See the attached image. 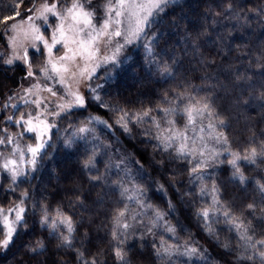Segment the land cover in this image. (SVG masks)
<instances>
[{
	"label": "trees",
	"instance_id": "16d2710c",
	"mask_svg": "<svg viewBox=\"0 0 264 264\" xmlns=\"http://www.w3.org/2000/svg\"><path fill=\"white\" fill-rule=\"evenodd\" d=\"M40 1L35 0L36 5ZM16 2L0 0V20L14 15ZM93 3L99 5L100 0H93ZM180 3L182 7L170 10L168 14V19H174L176 23L169 24L166 20L157 32L159 43L154 47V57L149 56L139 44L129 46L119 59L122 63L115 67L112 64L105 66L93 78L92 88L96 91L87 92L86 107L74 108L59 119L51 135L50 143L54 147L49 157L43 160L40 171L32 174L36 179L24 182L21 178L13 193L7 190L11 181L6 174L0 173V207L12 206L24 191L30 194L25 206L31 236H24L21 243L43 239L54 249L55 241L50 242L47 232L38 226V222L42 206L46 207L49 216L57 214L59 209L72 218L78 239L84 241L86 255L100 253L101 264H120L114 254L116 241L112 231L115 228L114 217L127 206L129 215L125 222L133 223L134 228L128 230L122 247L127 251L131 264H200L196 257L189 259L173 255L171 260H160L155 254V250L164 245H180L183 252L184 244L204 252L211 264H237L235 252L220 247L219 242L207 233L204 222L197 218L201 208L211 205V195L202 196L201 187L217 185L221 189V199L232 213L259 228L260 208L264 203L256 191L255 182L264 183V163L259 159L256 165L243 160L239 163L247 177L244 184L233 179V169L228 163L211 166L201 183L200 179H195L197 174L190 173L194 161L182 160L169 164L166 170L159 168L156 161L161 156L153 149L157 141L142 134L146 128L155 133L147 117L139 126L130 124L133 128L131 136L116 124L119 113L115 110L120 108L129 112L153 109L152 116L163 120L165 117L160 109L170 107L167 101H173L177 93H183L197 98L209 97L214 102L220 118L225 120L226 126L220 129L228 137L231 151L244 156L252 147L259 149L260 142L264 141V100L259 98L264 92V13L258 15L256 11L264 8V0H180ZM229 3L233 5L232 12L227 9ZM31 4L32 0H23L18 9L20 16L27 14L26 9ZM11 21L0 23V52L6 55L9 47L3 33ZM40 62H43V57H40ZM165 65L169 66L171 74L163 70ZM237 74L249 79L237 81ZM23 77L20 68L0 72V128L8 127L12 133L22 129L6 123V115L13 114L14 110L4 109L3 105L8 102L7 97L25 83ZM97 94L106 107L93 100ZM238 99L248 103L238 104ZM90 116L106 120L112 125L111 129L89 122ZM175 117L176 125L183 126L185 117ZM80 127H88L92 131L79 133ZM65 138L74 140L71 148L65 147ZM92 150L96 152V169L85 170L83 162ZM121 157L131 176L135 177L134 182L146 190L145 202L166 213L165 220L175 227V233L166 232L162 226L147 232L145 226L153 217L150 209L136 221L131 220L132 214L142 210L134 202L121 197L112 183L117 181L124 182L129 188L133 186V181L123 170L124 165L119 168L113 166L120 163ZM90 175H102L105 182H90ZM172 176L175 177L172 182L175 188L191 193L190 196L183 200L180 198L170 186L168 178ZM160 183L165 185L166 195L157 190ZM74 189H79L84 207L77 201ZM168 199L176 205L174 213L168 208ZM249 203L257 204L254 214L257 219H253V214L247 209ZM214 227L220 241L231 242L233 248L236 247V235L227 230L223 218ZM15 251L9 252L7 258H0V264H16L13 258ZM74 256V252H64L58 258L63 259L64 264H76ZM239 264L251 262L241 261Z\"/></svg>",
	"mask_w": 264,
	"mask_h": 264
},
{
	"label": "snow or ice",
	"instance_id": "6c2138e0",
	"mask_svg": "<svg viewBox=\"0 0 264 264\" xmlns=\"http://www.w3.org/2000/svg\"><path fill=\"white\" fill-rule=\"evenodd\" d=\"M22 3L23 0H17L13 9L14 15L3 17L0 23L7 24L9 20L20 17L18 9ZM97 7L101 11L99 17H97ZM178 7H182L180 0H100L99 5L94 4L93 0H51V3L49 0H44V3L39 6L36 5L35 0H32L31 6L26 9L27 15L9 25L3 33L11 49L10 54L0 52V66H2L0 72L15 71L16 68H20L24 73L23 79L30 81L29 86L22 89L23 95L19 91L16 92L22 104L11 103L15 96H8V102L3 105L4 109L14 110L13 114L6 115V123L22 129L12 133L8 127L0 128V173L6 174L11 181L8 184V191L14 193L18 187L17 182L21 178L24 182L36 179V176L32 174L40 171L43 160L49 157L54 147L50 141L52 129L57 128L55 119L62 114L70 113L73 108L86 107V97L78 88L74 89L73 84H78L85 77L91 80L96 68L101 64H112L115 67L122 63L123 61L117 58L127 46L139 44L149 56L154 57V47L159 43L157 32L161 30L166 20L169 24L176 23L174 19H168V14L170 10L174 11ZM227 9L232 12L233 5L229 3ZM256 11L259 15L264 13V8ZM23 25L28 26L26 30H23L25 39L29 41L28 46L17 43ZM29 47L32 51L31 56ZM18 48L22 51H18ZM40 57L44 58L42 63ZM209 63L215 62L209 61ZM163 70L171 74L169 66L165 65ZM41 79L44 81L43 84ZM235 79L246 81L249 77L237 74ZM48 82L54 83L49 86ZM57 84L62 94L54 90ZM89 90L92 93L96 91L91 87ZM42 93L49 95L43 96ZM259 98L264 100V92L260 93ZM93 100L99 101L103 107L107 106L98 94L93 96ZM167 102L170 107L160 109L165 117L163 120L152 116L153 109H141L139 112H129L123 108L115 110L119 113L116 124L129 136L133 131L130 127L131 123L139 126L146 117L151 121L155 133L146 128L142 134L157 141L153 149L161 156L156 161L161 170H166L173 162L194 161L190 173L197 174L195 179H201L198 173L208 167L210 161L228 163L233 169V179L244 184L247 177L241 171L239 161L243 160L256 165L259 159L261 163H264V141L260 142L259 149L252 147L244 156L231 151L228 147V137L219 130L226 126L225 120L220 118L214 102L209 97L197 98L177 93L173 101ZM237 103L247 104L248 101L238 99ZM23 106H30L33 110L21 111ZM176 115L186 118L182 128L176 126V120L173 118ZM89 122H95L109 129L112 127L99 116H90ZM91 131L92 129L88 127L78 129L79 133ZM26 136L35 142L26 141ZM65 139L67 140L65 147L71 148L74 140ZM210 142L224 146L223 151L215 147L210 148ZM5 148L8 149L7 153L3 150ZM224 152H227L231 159L220 160L219 157ZM95 156L96 152L92 150L83 162L85 170L96 169ZM121 164L124 165L123 170L126 175L133 181V186L129 188L124 182L112 183L116 185L121 197L134 202L142 210L132 214L131 220L136 221L138 216L146 215L147 210L150 209L153 217L145 226L147 232H151L153 227L162 226L166 232L175 233V227L165 220L166 213L145 202L146 190L142 185L134 182L135 177L131 176L128 165L124 164V158L121 157L120 163L113 166L119 168ZM140 168L142 169V165ZM168 179L170 186L182 200L191 195L175 188V184L172 183L175 180L174 176ZM89 180L105 182V177L90 175ZM255 183L256 191L260 195L261 202L264 203V183L258 181ZM157 190L165 195L167 193L163 183L157 185ZM74 192L77 193L76 199L80 202V206L84 207L79 196V189H74ZM200 194L211 195V205L197 212V218L204 222L209 236L217 240L220 247L229 252H235L237 264L241 261L264 264V207L260 208L261 216L259 228H257L251 221H246L232 213L231 208L221 199V189L217 185L213 184L211 188L201 187ZM29 197V192L24 191L12 206L0 207V258H7V254L15 249L13 258L16 259V264H64L63 259L58 258L60 253L74 252L76 264H101L100 253L86 255L84 241L78 239L72 218L64 215L59 209L53 218L49 216L46 207L42 206V216L38 222V226L47 232L50 242L55 241L54 249L50 248L43 239L25 240L21 243L24 236H31L25 206V201ZM102 200L103 198L101 202ZM167 203L168 208L174 213L176 205L171 199H168ZM246 207L253 214V219H257L254 215L257 204L249 203ZM128 215L129 210L125 206L114 217L115 228L112 231L113 240L116 241L114 254L120 264H131L127 251L122 247L129 234L128 230L134 228L133 223L125 222ZM221 218L228 226L227 230L236 235L235 248L231 242L220 241L214 225L220 224ZM140 223H143V220ZM84 236L87 238V233ZM77 244L80 245L79 248ZM180 247V245L176 247L164 245L156 249L155 254L160 260L165 258L171 260L173 255H176L187 256L189 259L196 257L200 264H211L205 253L196 247L184 244L183 252L180 251Z\"/></svg>",
	"mask_w": 264,
	"mask_h": 264
},
{
	"label": "rangeland",
	"instance_id": "374dc122",
	"mask_svg": "<svg viewBox=\"0 0 264 264\" xmlns=\"http://www.w3.org/2000/svg\"><path fill=\"white\" fill-rule=\"evenodd\" d=\"M50 3H51V1H49ZM44 3V0H42V1H40L38 4H37V6H39L40 4H43ZM27 14H25V15H22V16H20L19 18H16V20H12L9 24H8V26L9 25H11L12 23H15V22H17L18 20H20V19H22L24 16H26ZM101 15V11H100V14L99 15H97V17H99ZM50 22H51V20H50ZM37 23H39V21L37 22ZM8 26H7V28H8ZM27 25H23V29L22 30H20V35L18 36V40H17V43L18 44H20V43H23L25 46H28L29 45V41L28 40H26L25 39V37H24V35H23V30H26L27 29ZM6 28V29H7ZM6 31V30H5ZM9 35H11V33H8ZM45 35L47 36V33H45ZM7 41V40H6ZM131 46V45H130ZM129 46H127L126 47V49L123 51V52H121L119 55H118V60L120 59V58H122L124 55H125V53H126V50H127V48H128ZM18 51H22V49H20V48H18ZM55 51V50H54ZM10 52H11V49L9 48V54H10ZM31 48L29 47V55L31 54ZM105 54H108L107 52H105ZM44 59V58H43ZM82 63V62H81ZM107 65H109V64H107ZM107 65H104V64H101V66L100 67H98V68H96V71H95V73L92 75V79L91 80H88L86 77L83 79V80H81L78 84H73V87H74V89H76V88H78L79 89V91H80V93L81 94H83L85 97H86V94H87V92L89 91V89H90V87L92 88V80H93V78L95 77V76H97L98 74H99V72L105 67V66H107ZM29 83H30V81H25V83L17 90V91H19L20 92V94L21 95H23L24 93H23V91H22V89L23 88H26V87H28L29 86ZM41 83L43 84L44 83V81L41 79ZM53 83L54 82H48V84H49V86H52L53 85ZM54 90H57V91H59L61 94H62V90L60 89V86L57 84V85H55V87H54ZM16 91V92H17ZM16 92L14 93V94H12V96H15V99H13L12 101H11V103H19V104H22L23 102L20 100V98H19V96H16ZM42 95L43 96H48L49 94L48 93H42ZM29 99H31V97H29ZM49 107H51V105H49ZM74 109V108H73ZM33 109H32V107H30V106H23V110L22 111H32ZM14 112V111H13ZM64 114H62L61 115V117L63 116ZM61 117H59V118H56L55 119V123L57 124V122L59 121V119L61 118ZM175 120H176V117H173ZM51 119V118H50ZM185 123H186V118H185ZM184 123V124H185ZM183 124V125H184ZM177 126V125H176ZM178 127V126H177ZM183 126H181V127H179V128H182ZM19 129V128H18ZM20 130V129H19ZM53 130H54V128L52 129V131H51V135H52V132H53ZM220 131H221V129H219ZM21 131V130H20ZM29 135H31V134H29ZM26 141H28V142H32V143H34L35 141H31V140H29V138H27V140ZM209 147L211 148V147H215L217 150H220V151H223V147L224 146H222V145H219V144H213V143H209ZM8 152V150L7 151H5V153H7ZM241 156H243V155H241ZM219 159L220 160H222V161H224V160H228V159H231V157L228 155V153L227 152H224L223 153V155H221L220 157H219ZM224 159V160H223ZM242 161V160H241ZM241 161H239V163L241 162ZM219 165V163H213V162H209V166L208 167H206V168H204L200 173H198V175L199 176H201V179H200V181H201V183L202 182H204L205 181V179H206V177H207V175H208V173H209V170H210V168H211V166H218ZM0 176H1V174H0ZM8 208V207H7ZM56 216V214L55 215H53V216H50V217H55ZM61 230H63V228L61 229Z\"/></svg>",
	"mask_w": 264,
	"mask_h": 264
}]
</instances>
